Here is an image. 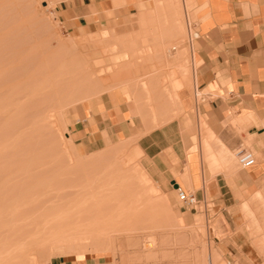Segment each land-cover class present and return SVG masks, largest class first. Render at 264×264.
<instances>
[{
    "label": "rangeland",
    "instance_id": "1",
    "mask_svg": "<svg viewBox=\"0 0 264 264\" xmlns=\"http://www.w3.org/2000/svg\"><path fill=\"white\" fill-rule=\"evenodd\" d=\"M133 6L113 30L86 36L68 32L50 0H0V264H264L226 258L223 243L242 217L264 256L263 212L244 204L227 216L209 197L183 208L177 183L161 188L140 167L135 129L119 128L114 138L78 132L90 115L107 111L140 132L181 117L187 107L176 85L183 77L195 100L188 21L195 5ZM95 220L107 225L112 244L80 239ZM148 236L153 248L163 246L155 255Z\"/></svg>",
    "mask_w": 264,
    "mask_h": 264
},
{
    "label": "crops",
    "instance_id": "2",
    "mask_svg": "<svg viewBox=\"0 0 264 264\" xmlns=\"http://www.w3.org/2000/svg\"><path fill=\"white\" fill-rule=\"evenodd\" d=\"M50 1L68 32L86 36L113 30L135 5V0ZM191 1L195 7L188 21L195 35L191 47L196 92L193 102L183 84L185 113L140 132L126 117L122 122L118 114L115 118L107 111L102 118L90 115L78 132L95 138L105 131L114 138L119 128L122 132L124 127L135 129L140 167L161 188L177 183L202 201L209 197L227 216L241 212L244 204L250 211L264 213L256 199L260 195L264 200V0ZM98 43L104 48L103 39ZM201 121L206 125L207 144H203ZM241 147L254 155L252 166L233 163L230 154ZM234 220L230 225L234 233L225 234L223 241L225 257L263 262L255 246L261 238L249 235L242 217ZM257 224L264 228L261 217ZM55 264L76 263L58 258Z\"/></svg>",
    "mask_w": 264,
    "mask_h": 264
},
{
    "label": "bare ground",
    "instance_id": "3",
    "mask_svg": "<svg viewBox=\"0 0 264 264\" xmlns=\"http://www.w3.org/2000/svg\"><path fill=\"white\" fill-rule=\"evenodd\" d=\"M107 34V33H106ZM111 43V42H110ZM111 44H109L108 43V46H110ZM116 47H117V43H113L112 44V47H110V48H112V49H110V50H114V49H116ZM178 68V67H177ZM180 68V67H179ZM182 68V67H181ZM150 69V68H149ZM156 69H157V67H156ZM187 69V68H186ZM185 69V70H186ZM179 70V69H178ZM156 71V70H155ZM154 71V72H155ZM183 71H184V69H183ZM139 72V71H138ZM184 72H186V71H184ZM184 75H185V73H184ZM148 76V75H147ZM140 77V76H139ZM144 77H145V75H144ZM149 77V76H148ZM184 78V77H183ZM183 78H181V80L183 79ZM144 79V78H143ZM181 80H179V81H177V85H176V90H180L179 91V93L178 94H176L177 95V97H182V87H183V82L181 81ZM185 82H186V80L185 79H183ZM148 81V80H147ZM184 82V83H185ZM145 84V86H144V88H146V83H143V85ZM186 84H187V82H186ZM143 85H141V86H143ZM151 106V105H150ZM138 150L139 151H141L139 148H138ZM123 163V162H122ZM125 165V164H124ZM123 165V166H124ZM124 168V167H123ZM139 168V167H138ZM143 173V172H142ZM175 190L177 191V186L175 185ZM167 200V199H166ZM180 200V199H179ZM129 204V203H128ZM198 204V203H197ZM196 204V205H197ZM138 207V206H137ZM120 211V210H119ZM126 211V210H125ZM141 212V211H140ZM122 213V212H121ZM124 213V212H123ZM116 214L117 213H115V216H116ZM126 216V215H125ZM117 217V216H116ZM115 217V218H116ZM118 217H120V216H118ZM117 217V218H118ZM120 218H122V216L120 217ZM126 220H125V219ZM123 218V220H121V221H123V222H125V221H127V218H129V217H124ZM140 218V217H139ZM131 219V218H130ZM125 220V221H124ZM136 220V219H135ZM183 222V221H182ZM128 223V222H127ZM132 230H135V229H133V228H131ZM127 230H128V228H127ZM86 231H87V233H86ZM131 231V230H130ZM132 233H133V231H132ZM98 237H104V239H106L110 244H112V242L110 241V240H112L113 239V234L110 232V230H108V227H107V225L105 224V225H103V226H101L100 227V225H99V222L98 221H89L88 223H87V228H86V230H85V233L84 234H82L81 236H80V239L81 238H86V241L88 242V241H91V240H94L95 238H98ZM150 236H148V238H147V240H146V246L147 247H149L151 250H150V254H157L160 250H162L163 249V246H158L157 245V247H155V248H153V246H154V243H153V239L150 237ZM154 239L156 238V237H153ZM139 240V239H138ZM135 242V241H134ZM137 242V241H136ZM135 242V243H136ZM78 242H76L75 244H77ZM108 243V244H109ZM114 243V242H113ZM80 244V243H79ZM59 245V244H58ZM32 255V254H31ZM31 257V259L32 260H34L35 259V256H30ZM31 260V261H32ZM203 262V261H202ZM34 263V261L32 262V264ZM199 263V262H198ZM197 263V264H198ZM204 263V262H203ZM35 264V263H34Z\"/></svg>",
    "mask_w": 264,
    "mask_h": 264
},
{
    "label": "built area",
    "instance_id": "4",
    "mask_svg": "<svg viewBox=\"0 0 264 264\" xmlns=\"http://www.w3.org/2000/svg\"><path fill=\"white\" fill-rule=\"evenodd\" d=\"M189 28H190V24H189ZM194 37H195L194 32H192V39L190 41L191 43ZM235 155L238 159V162L241 164L242 167H249L255 163L254 155L252 154L250 150L246 148H243V147L238 148L235 152ZM177 192H178L179 199L182 202L183 208L188 209L190 207H194L198 205L197 204L199 203L198 198L194 194L185 191L179 184H177Z\"/></svg>",
    "mask_w": 264,
    "mask_h": 264
},
{
    "label": "water",
    "instance_id": "5",
    "mask_svg": "<svg viewBox=\"0 0 264 264\" xmlns=\"http://www.w3.org/2000/svg\"><path fill=\"white\" fill-rule=\"evenodd\" d=\"M175 184V183H174ZM177 186V184H175Z\"/></svg>",
    "mask_w": 264,
    "mask_h": 264
}]
</instances>
